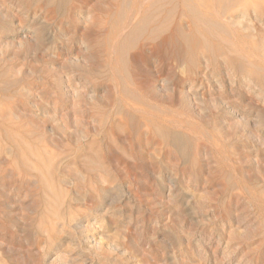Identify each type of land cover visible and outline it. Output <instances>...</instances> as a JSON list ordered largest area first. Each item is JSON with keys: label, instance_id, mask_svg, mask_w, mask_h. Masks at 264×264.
<instances>
[{"label": "rangeland", "instance_id": "374dc122", "mask_svg": "<svg viewBox=\"0 0 264 264\" xmlns=\"http://www.w3.org/2000/svg\"><path fill=\"white\" fill-rule=\"evenodd\" d=\"M0 264H264V0H0Z\"/></svg>", "mask_w": 264, "mask_h": 264}, {"label": "bare ground", "instance_id": "6f19581e", "mask_svg": "<svg viewBox=\"0 0 264 264\" xmlns=\"http://www.w3.org/2000/svg\"><path fill=\"white\" fill-rule=\"evenodd\" d=\"M221 22H220V19H216L215 21H213V22H211L212 20H209V22H211V23H213V25L215 24V25H217L218 26V28L219 27H221L222 25H223V27L225 26L226 27V24H228V23H230L229 21H227L228 19H226V18H221ZM225 24V25H224ZM217 26H216V28H217ZM215 27V26H214ZM221 28V30L223 29V31H225V29L224 28Z\"/></svg>", "mask_w": 264, "mask_h": 264}]
</instances>
